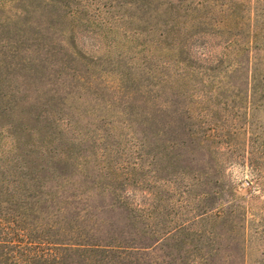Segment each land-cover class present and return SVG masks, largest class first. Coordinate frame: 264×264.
Wrapping results in <instances>:
<instances>
[{"label": "rangeland", "instance_id": "obj_1", "mask_svg": "<svg viewBox=\"0 0 264 264\" xmlns=\"http://www.w3.org/2000/svg\"><path fill=\"white\" fill-rule=\"evenodd\" d=\"M45 134L62 264H264V0H0V178Z\"/></svg>", "mask_w": 264, "mask_h": 264}, {"label": "trees", "instance_id": "obj_2", "mask_svg": "<svg viewBox=\"0 0 264 264\" xmlns=\"http://www.w3.org/2000/svg\"><path fill=\"white\" fill-rule=\"evenodd\" d=\"M189 130L193 134L191 127ZM46 136L48 134L42 137L41 144L37 146L38 151L33 148L32 139L27 141L26 144L31 143L32 146L27 151L22 150L21 154V161L26 166L22 168L16 164L10 170L12 179L0 178V264H62L63 253L67 249V243H70L64 240L73 239L64 238L61 229L53 230L57 222L51 220L50 205L46 204L48 195L53 194L43 187L51 178H47L51 167L43 161L48 155H44V150L48 147L46 143H49L45 141ZM32 154L35 158L31 159ZM68 157L71 159L69 153ZM69 162V158L65 164L54 162L53 167L59 171V176H69V171L73 174L76 170L72 165H81L79 162ZM89 245L93 246L91 252H108L112 248L98 243Z\"/></svg>", "mask_w": 264, "mask_h": 264}]
</instances>
